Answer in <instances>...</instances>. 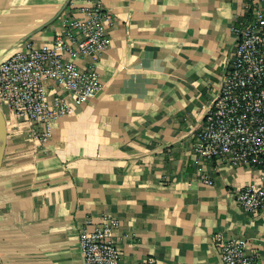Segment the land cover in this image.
I'll list each match as a JSON object with an SVG mask.
<instances>
[{"label":"crops","instance_id":"0c3cea01","mask_svg":"<svg viewBox=\"0 0 264 264\" xmlns=\"http://www.w3.org/2000/svg\"><path fill=\"white\" fill-rule=\"evenodd\" d=\"M67 1L0 0V61L52 42L65 15L91 4ZM100 1L113 15L100 93L71 100L45 143L0 102V264H85L81 229L104 215L120 220L121 264H223L212 239L219 231L247 239L264 264V206L250 214L236 200L238 188L264 183V169L194 151L233 29L252 17L254 0Z\"/></svg>","mask_w":264,"mask_h":264},{"label":"built area","instance_id":"2783aa9c","mask_svg":"<svg viewBox=\"0 0 264 264\" xmlns=\"http://www.w3.org/2000/svg\"><path fill=\"white\" fill-rule=\"evenodd\" d=\"M87 1L91 4L81 8L82 16L63 17L52 42L28 43L0 61V102L7 101L19 118L26 119L31 136L43 143L52 136L53 122L69 113L71 100L87 102L103 89L97 64L110 46L113 15L100 0ZM247 9L252 17L233 29L235 46L194 151L204 160L264 169V7L254 0ZM82 58L91 61L81 65ZM200 178L213 184L202 172ZM236 200L245 212H259L264 183L238 188ZM119 227L120 220L111 215L87 221L79 239L85 264H121ZM212 239L223 264H256L247 239L220 231Z\"/></svg>","mask_w":264,"mask_h":264},{"label":"water","instance_id":"95a60500","mask_svg":"<svg viewBox=\"0 0 264 264\" xmlns=\"http://www.w3.org/2000/svg\"><path fill=\"white\" fill-rule=\"evenodd\" d=\"M68 2H69V0L67 1V3ZM67 3H66V5H67ZM6 134H7V120H6V116L4 114V111L2 109L1 103H0V155H1L3 147H4Z\"/></svg>","mask_w":264,"mask_h":264}]
</instances>
